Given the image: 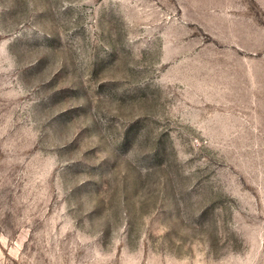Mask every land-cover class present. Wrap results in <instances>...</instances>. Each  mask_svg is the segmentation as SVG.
Returning <instances> with one entry per match:
<instances>
[{
    "label": "rangeland",
    "instance_id": "obj_1",
    "mask_svg": "<svg viewBox=\"0 0 264 264\" xmlns=\"http://www.w3.org/2000/svg\"><path fill=\"white\" fill-rule=\"evenodd\" d=\"M0 264H264V0H0Z\"/></svg>",
    "mask_w": 264,
    "mask_h": 264
}]
</instances>
